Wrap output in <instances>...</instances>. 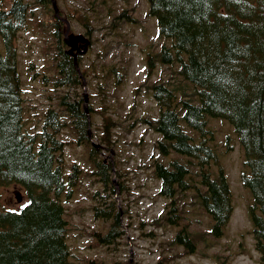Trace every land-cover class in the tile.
<instances>
[{
    "label": "rangeland",
    "instance_id": "1",
    "mask_svg": "<svg viewBox=\"0 0 264 264\" xmlns=\"http://www.w3.org/2000/svg\"><path fill=\"white\" fill-rule=\"evenodd\" d=\"M9 1L0 0V7ZM28 1L34 11L15 40L25 127L39 131L45 111L57 106L63 95L80 110L85 107L90 135L80 139L77 123L63 114L66 128L57 135L64 141L63 166L66 173L69 167L81 168L69 183V200L60 198L70 264H260L249 217L253 198L241 181L244 153L227 120H208V143L216 155L210 170L215 175L223 168L233 206L222 232L211 231L213 220L191 191L177 193L173 206L159 192L156 164L187 159L175 152L160 154L161 135L145 124L161 109L154 88L167 82L178 99L191 86L175 62H162L161 49L169 47L170 40L158 35L148 1L55 0L57 15L47 0ZM65 20L70 32L83 34L90 44L85 53L70 55L79 82L55 89L56 76H66L59 72L55 35L57 30L60 50H66ZM99 162L115 170L106 179ZM1 194L9 208L26 199L16 184L3 187ZM172 207L174 215L168 213ZM182 229L190 246L175 240Z\"/></svg>",
    "mask_w": 264,
    "mask_h": 264
},
{
    "label": "trees",
    "instance_id": "2",
    "mask_svg": "<svg viewBox=\"0 0 264 264\" xmlns=\"http://www.w3.org/2000/svg\"><path fill=\"white\" fill-rule=\"evenodd\" d=\"M147 1L158 35L170 40V46L161 49L162 62H175L191 86L177 99L169 83L158 84L154 90L159 115L145 119L161 135L157 140L160 154L175 152L187 159L156 164L160 193L173 206L177 193L191 191L210 214L211 231L222 232L233 206L223 168L219 166L215 175L210 170L216 155L208 143V120H227L244 153L241 181L253 198L251 231L260 264H264V0ZM33 11L28 0H10L0 7V264H70L60 198L69 200L75 172H65L63 143L57 134L64 128L66 114L77 123L78 136L86 139L87 119L77 104L62 96L59 104L66 113L49 108L39 133L24 130L15 37L26 28ZM58 49L59 72L66 76L55 78L54 86L79 82L71 71L72 59L64 55L68 64L61 54L59 39ZM99 166L104 179L115 171L103 162ZM11 184L20 186L26 196L23 204L13 208L3 204L1 194ZM173 210L168 213L174 215ZM187 236L182 229L175 240L190 246Z\"/></svg>",
    "mask_w": 264,
    "mask_h": 264
},
{
    "label": "water",
    "instance_id": "3",
    "mask_svg": "<svg viewBox=\"0 0 264 264\" xmlns=\"http://www.w3.org/2000/svg\"><path fill=\"white\" fill-rule=\"evenodd\" d=\"M52 4L54 6L55 13H57V7H56V4H55V0H52ZM69 28H70L69 27V23L66 21V28H65V33H64L65 34L64 41L71 46V48L69 50L70 51L69 53H72V50L76 47L78 41H84L85 42L84 49L81 51L82 53H84L85 50L87 49L88 40L86 38H84L80 34H78V35H75V34H72V33L69 34Z\"/></svg>",
    "mask_w": 264,
    "mask_h": 264
},
{
    "label": "bare ground",
    "instance_id": "4",
    "mask_svg": "<svg viewBox=\"0 0 264 264\" xmlns=\"http://www.w3.org/2000/svg\"><path fill=\"white\" fill-rule=\"evenodd\" d=\"M83 109L85 110V107L83 106Z\"/></svg>",
    "mask_w": 264,
    "mask_h": 264
}]
</instances>
